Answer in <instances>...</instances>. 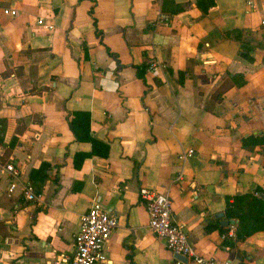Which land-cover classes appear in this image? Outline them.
I'll return each mask as SVG.
<instances>
[{
  "label": "crops",
  "instance_id": "1",
  "mask_svg": "<svg viewBox=\"0 0 264 264\" xmlns=\"http://www.w3.org/2000/svg\"><path fill=\"white\" fill-rule=\"evenodd\" d=\"M0 161L40 193L8 197L0 176V264L73 254L94 200L118 220L100 264H176L144 187L171 198L198 254L264 264V230L215 227L226 197L264 195V0H0Z\"/></svg>",
  "mask_w": 264,
  "mask_h": 264
},
{
  "label": "built area",
  "instance_id": "2",
  "mask_svg": "<svg viewBox=\"0 0 264 264\" xmlns=\"http://www.w3.org/2000/svg\"><path fill=\"white\" fill-rule=\"evenodd\" d=\"M4 14L16 15L15 8L3 9ZM39 23L42 20L38 21ZM170 19L159 15L154 24H170ZM158 59L152 58L147 65L149 71L157 73L163 70ZM192 149H188L180 159L191 156ZM0 176L7 178L6 192L11 197L18 189L27 201L38 202L40 193L35 191L29 181H22L20 169L12 161H0ZM181 178V173L176 179ZM140 198L143 200L148 217V227L153 234L164 240L165 247L175 255L185 256L194 264H230V261H220L212 257L198 254L192 248L183 224L176 222L172 214V200L165 193L149 188H141ZM118 226L117 217L112 211L106 209L99 201H92L88 210L81 215L77 232L74 234V252L63 255L54 260V264H100L107 261L106 244L112 231ZM224 238H235V230L230 229L223 235ZM176 264H186L177 259Z\"/></svg>",
  "mask_w": 264,
  "mask_h": 264
},
{
  "label": "trees",
  "instance_id": "3",
  "mask_svg": "<svg viewBox=\"0 0 264 264\" xmlns=\"http://www.w3.org/2000/svg\"><path fill=\"white\" fill-rule=\"evenodd\" d=\"M179 10V9H177ZM107 51L110 55H113L112 52L107 48ZM249 50L247 49V53H243V56L249 58L247 55ZM139 75L142 76V70H139ZM235 83L238 86H241L246 83V79L242 74H236L233 76ZM181 80V79H180ZM81 112L74 113V117H79ZM70 122V126L78 139H82L76 132L74 119ZM89 140L93 145V151L98 141L92 138V136H88ZM257 143H261V140H257ZM13 144V142H12ZM38 170V169H37ZM36 171L32 170L30 173V179H33L34 173ZM33 185V184H32ZM37 193V191L35 189ZM225 216L227 219H237L238 223L235 226L236 236L240 239H245L250 236L254 232L264 230V199L254 193H245L235 196L226 197V208H225ZM215 227H218L221 231H226L228 228L219 227L215 224ZM213 229L209 224L207 225V230Z\"/></svg>",
  "mask_w": 264,
  "mask_h": 264
},
{
  "label": "water",
  "instance_id": "4",
  "mask_svg": "<svg viewBox=\"0 0 264 264\" xmlns=\"http://www.w3.org/2000/svg\"><path fill=\"white\" fill-rule=\"evenodd\" d=\"M260 196L264 198V195L263 194H260ZM215 217H217V218L220 219L219 225L221 227H227L229 225H234V224L237 223V220H235V219H226V218H224L222 212L216 213L215 214ZM175 257L178 260L183 261L184 263H187L188 262V259L185 256L175 255Z\"/></svg>",
  "mask_w": 264,
  "mask_h": 264
}]
</instances>
